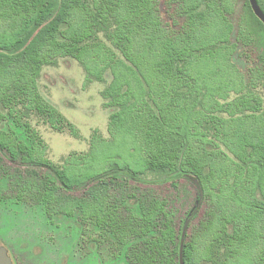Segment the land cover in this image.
<instances>
[{"label":"trees","instance_id":"1","mask_svg":"<svg viewBox=\"0 0 264 264\" xmlns=\"http://www.w3.org/2000/svg\"><path fill=\"white\" fill-rule=\"evenodd\" d=\"M189 1L0 0V22L9 23L0 35V105L16 118L24 109L28 115L39 114L58 129L63 119L42 100L38 80L43 68L57 59L74 58L88 79L103 81L105 73L111 77L102 94L114 109L109 119L111 134L133 141L142 138L150 156L148 166L165 173L155 182L143 181L137 171L120 165L97 174L78 168L74 163L79 158L66 167H55L39 157V139L30 126L31 145H27L4 129L5 116L0 110V180L36 182L25 186L34 198L56 209L55 213H78L82 222L91 221L111 244L114 257L123 256L127 264H181L183 239V264H208L204 255L197 263L193 261L194 247L196 240L214 230L225 212L218 188L222 186L217 168L220 156L240 168L239 182L250 186L235 200L244 203V217L249 218L245 211L255 207V197L264 199V130L226 133L225 140L219 136L213 143L223 148L208 157L193 143L190 125L195 113L181 98L189 87L194 94L201 86L203 74L195 64L218 60L207 45L194 44L197 23ZM258 2L264 11V1ZM204 79V86L211 84ZM173 92L177 95L170 101ZM169 115L176 118L171 120ZM239 116L220 120L221 124L231 126ZM92 140L93 151L81 158L84 166L98 158L103 148L100 138L93 136ZM103 158L106 162L115 159L113 154ZM190 175L198 179L203 197ZM236 178L234 191L241 187ZM177 202L180 217L173 213ZM198 202H202L200 209V204L195 208ZM196 220L199 223L193 228L191 223ZM215 238L219 243L218 231ZM248 238L245 235L242 241Z\"/></svg>","mask_w":264,"mask_h":264},{"label":"rangeland","instance_id":"2","mask_svg":"<svg viewBox=\"0 0 264 264\" xmlns=\"http://www.w3.org/2000/svg\"><path fill=\"white\" fill-rule=\"evenodd\" d=\"M191 1L188 8L197 23L194 44L207 45L206 49L215 53L218 61L209 59L195 64L203 74L199 78L201 86L194 94L189 87L188 94L181 99L191 107L190 112L195 113L190 125L195 135L193 143L197 144V149L201 148L203 157H208L223 148L213 143L219 136L220 140H225L226 133L244 135L245 131H252L257 134L264 130V28L251 14L249 0ZM7 25L9 23L0 22V35ZM204 77L209 79L210 85L204 86ZM110 83L109 73L104 74L103 81L91 80L77 60L61 57L55 64L43 68L38 93L62 117L63 123L55 129L45 118L31 112L28 115L25 109L16 118L5 105H0L5 116L4 129L31 145L27 131L30 126L39 139V157L58 168L79 158L74 163L78 168L83 166L97 174L116 170L120 165L137 171L143 181L155 182L165 177L163 171L148 166L150 156L142 138L133 141L129 136L124 139L119 133L111 134L109 119L114 109L107 106L102 96ZM176 95L173 92L170 101L175 100ZM237 115L240 120L231 126L221 124L222 120ZM168 117L173 120L176 115ZM93 136L104 141L103 148L98 158L84 166L81 158L93 151ZM106 154H113L115 159L104 161ZM226 158H217L222 176L218 181L222 186L218 188L222 192L225 212L214 230L195 241L193 261L197 263L204 255L208 264H264V199L255 197V207L245 211L249 218L243 216L244 203L235 200L243 197L250 186L239 182L240 168L232 166ZM207 174L206 171L201 175L202 180ZM190 177L199 183L195 176ZM234 178L241 183L236 196V190L232 189L236 183ZM35 184L0 180V246L7 250L12 264H127L123 256L114 257L111 244L102 238L91 221L82 222L78 213L72 216L55 213L56 209H48L34 198L25 186ZM193 192H196L194 187ZM202 193L201 187V197ZM200 194L195 193V197L199 199ZM199 204L200 209L202 202L195 203V208ZM174 206L173 213L180 217L181 205L177 202ZM198 223L196 220L191 225L197 228ZM217 231L219 243H215ZM245 235L249 236L247 242L242 241Z\"/></svg>","mask_w":264,"mask_h":264},{"label":"water","instance_id":"3","mask_svg":"<svg viewBox=\"0 0 264 264\" xmlns=\"http://www.w3.org/2000/svg\"><path fill=\"white\" fill-rule=\"evenodd\" d=\"M251 9L254 13V15L263 23L264 25V11L262 7L260 6L258 0H249ZM194 183L199 187L201 190V187L197 181H194ZM203 196V193H202ZM191 222V219H189L186 224L183 231V238L186 236L187 228ZM183 245H184V239L182 240L181 244V264H183ZM0 264H12L11 258L8 256L7 250L4 247H0Z\"/></svg>","mask_w":264,"mask_h":264},{"label":"flooded vegetation","instance_id":"4","mask_svg":"<svg viewBox=\"0 0 264 264\" xmlns=\"http://www.w3.org/2000/svg\"><path fill=\"white\" fill-rule=\"evenodd\" d=\"M1 247V246H0Z\"/></svg>","mask_w":264,"mask_h":264}]
</instances>
